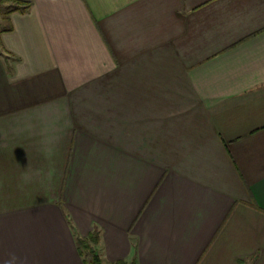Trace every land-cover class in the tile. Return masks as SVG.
<instances>
[{"label": "crops", "instance_id": "obj_1", "mask_svg": "<svg viewBox=\"0 0 264 264\" xmlns=\"http://www.w3.org/2000/svg\"><path fill=\"white\" fill-rule=\"evenodd\" d=\"M17 1L0 264H264V0Z\"/></svg>", "mask_w": 264, "mask_h": 264}, {"label": "trees", "instance_id": "obj_2", "mask_svg": "<svg viewBox=\"0 0 264 264\" xmlns=\"http://www.w3.org/2000/svg\"><path fill=\"white\" fill-rule=\"evenodd\" d=\"M4 3H10L11 5L8 8L7 14L10 15L14 12H20V13H26L31 8V4L28 3H22L17 0H0ZM100 234L99 232H95L93 235H91L89 238H80L77 240L79 246H80V252L84 255V250L90 254V260L87 261L85 259L86 264H104L101 257L97 253L95 249V245L99 242ZM114 264H137L136 261H133L132 263H127L125 261H119Z\"/></svg>", "mask_w": 264, "mask_h": 264}, {"label": "rangeland", "instance_id": "obj_3", "mask_svg": "<svg viewBox=\"0 0 264 264\" xmlns=\"http://www.w3.org/2000/svg\"><path fill=\"white\" fill-rule=\"evenodd\" d=\"M5 4H10V3H4L0 1V34L4 29H7L9 24L7 21V11H8V6L6 7ZM84 252V257L87 261L90 260V254L88 252H86V250L83 251Z\"/></svg>", "mask_w": 264, "mask_h": 264}]
</instances>
